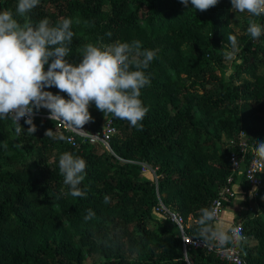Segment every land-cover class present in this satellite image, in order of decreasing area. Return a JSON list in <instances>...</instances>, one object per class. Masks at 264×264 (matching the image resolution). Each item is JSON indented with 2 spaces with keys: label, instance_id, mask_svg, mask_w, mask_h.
<instances>
[{
  "label": "trees",
  "instance_id": "1",
  "mask_svg": "<svg viewBox=\"0 0 264 264\" xmlns=\"http://www.w3.org/2000/svg\"><path fill=\"white\" fill-rule=\"evenodd\" d=\"M16 3L0 0V11L14 10ZM45 17L52 23L80 20L72 28V61L79 62L84 44L101 39L140 40L156 50L147 70L151 85L141 96L149 112L137 129L90 106L93 120L83 129L101 130L111 118V151L45 137L49 129L67 136L52 120L34 119L33 135H18L11 119L0 120V264H86L93 257L100 259L97 264H231L205 248L190 247L185 254L179 230L156 207L162 202L179 214L186 234L201 239L199 209L213 207L232 172L230 155L238 147L230 141L242 134L252 146L264 141V35L253 40L247 34L249 17L233 13L230 0L203 12L179 0H40L30 19ZM256 19L264 24V17ZM229 34L237 37L240 51L226 79ZM243 75L250 79L239 81ZM46 90L58 93L55 87ZM65 151L87 162L80 186L86 198L67 195L58 168ZM143 165L156 169L158 184ZM239 178L247 197L243 173ZM262 181L252 199L256 207L234 222L247 237L237 247L246 264H264V172ZM105 195L111 197L108 204ZM88 209L96 215L86 222Z\"/></svg>",
  "mask_w": 264,
  "mask_h": 264
},
{
  "label": "clouds",
  "instance_id": "2",
  "mask_svg": "<svg viewBox=\"0 0 264 264\" xmlns=\"http://www.w3.org/2000/svg\"><path fill=\"white\" fill-rule=\"evenodd\" d=\"M188 8L201 12L216 6L219 0H179ZM233 13L246 14L247 34L253 39L264 35V24L258 17H264V0H230ZM40 4V0H17L15 9L0 11V120L11 119L15 132L34 134L35 113L40 109L48 111L50 120L59 121L68 129L83 130L92 122L89 112L94 103L104 116L129 122L130 126L142 129V121L149 112L141 99L142 90L151 85V63L157 56L154 49L144 48L140 40L122 42L115 40L104 43L98 40L87 43L80 49L79 62L70 60L71 45L75 35L73 24L80 20L61 17L52 23L47 17L32 22L30 13ZM22 18L24 22H21ZM92 22L85 21L86 26ZM106 35L111 38L112 33ZM229 47L223 52L226 59H234L240 51L235 35L228 36ZM58 89L53 94L50 89ZM67 95V99L64 95ZM28 125L25 130L20 121ZM45 137L52 140L70 142L71 137L57 136L51 129ZM254 155L264 161V141H255ZM59 174L68 187L67 195L86 198V191L80 186L86 176L87 162L73 152L65 151L58 157ZM252 191H257L253 189ZM104 203L111 201L104 196ZM92 209L87 210L84 220L95 217ZM217 209H199L198 233L208 246L232 245L234 248L246 242L239 225L230 230L215 226Z\"/></svg>",
  "mask_w": 264,
  "mask_h": 264
},
{
  "label": "built area",
  "instance_id": "3",
  "mask_svg": "<svg viewBox=\"0 0 264 264\" xmlns=\"http://www.w3.org/2000/svg\"><path fill=\"white\" fill-rule=\"evenodd\" d=\"M48 116L49 113H35L34 119L40 118L43 121L50 120ZM53 121L56 123L58 129L64 131L68 137L72 138L71 141L68 142L72 147L80 148L82 144L90 143L102 145L106 149L111 151L110 141L112 135L116 132V127L111 118L106 119L101 130L88 132L93 136H89L88 134L83 132L73 131L71 129H68L61 122L55 120ZM20 123H24V120L22 119ZM230 143L233 145H237L238 149L231 152L230 163L232 172L227 178L225 185L220 190L217 199L213 203V207L217 209V216L215 218V221L217 223L221 220V213L224 208L223 202H229L236 197V177H239V175L243 173L245 182L250 188L249 190L252 191L254 188L257 189V191H252V199L258 198L259 190L263 186L262 174L264 172V161L258 160L255 157L253 151L254 146L248 143L244 134L239 137V140L237 142L236 140H231ZM143 173H151L156 184H158L156 169H152L148 165H143ZM252 209L253 208H251L250 211H252ZM156 212L160 216L170 220L171 223L177 227L183 240V249L185 254H187V251L190 247L205 248L209 251L214 252L222 261L231 264H246L242 251L237 247L234 248L232 245H225L221 247L215 244L210 247L205 244L202 239H193L191 236L187 235L184 229L183 218L179 214L167 208L162 202H160L156 207ZM234 225L241 226L242 232L244 234V229L241 224H232V226Z\"/></svg>",
  "mask_w": 264,
  "mask_h": 264
},
{
  "label": "crops",
  "instance_id": "4",
  "mask_svg": "<svg viewBox=\"0 0 264 264\" xmlns=\"http://www.w3.org/2000/svg\"><path fill=\"white\" fill-rule=\"evenodd\" d=\"M235 193V199L229 201L226 206H224L221 213V220L218 224V227L223 228L226 231H228L232 224H234L236 217L243 215V213L241 212V207L243 206L242 199H244L245 192L242 186L241 179L239 177L236 180Z\"/></svg>",
  "mask_w": 264,
  "mask_h": 264
},
{
  "label": "rangeland",
  "instance_id": "5",
  "mask_svg": "<svg viewBox=\"0 0 264 264\" xmlns=\"http://www.w3.org/2000/svg\"><path fill=\"white\" fill-rule=\"evenodd\" d=\"M238 59L237 57H235L234 59H226L224 57L223 60V64H222V69H223V73L225 74L226 79L230 78V75L233 73L234 69H235V64L237 63ZM261 73L264 74V68H261ZM250 78L247 75H243L242 77H240L239 81H244V80H249ZM248 197V198H247ZM244 195V199H242L243 201V206L241 207V212L243 214H247L250 212V209L253 207H256V203L252 200V191L249 190L248 191V195ZM220 222L217 223V225ZM173 227V224L171 225ZM100 262V259H98V257H93L91 258L86 264H97Z\"/></svg>",
  "mask_w": 264,
  "mask_h": 264
}]
</instances>
